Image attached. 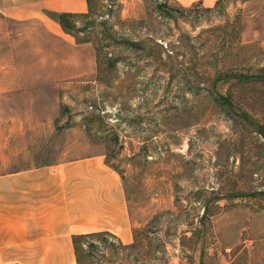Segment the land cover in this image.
Here are the masks:
<instances>
[{"label":"rangeland","instance_id":"374dc122","mask_svg":"<svg viewBox=\"0 0 264 264\" xmlns=\"http://www.w3.org/2000/svg\"><path fill=\"white\" fill-rule=\"evenodd\" d=\"M93 2L83 43L0 15V161L123 174L135 244L83 264H264V0Z\"/></svg>","mask_w":264,"mask_h":264},{"label":"crops","instance_id":"0c3cea01","mask_svg":"<svg viewBox=\"0 0 264 264\" xmlns=\"http://www.w3.org/2000/svg\"><path fill=\"white\" fill-rule=\"evenodd\" d=\"M175 1L212 7L218 0ZM87 10V0H0L2 17L41 19L56 35L64 30L49 12ZM94 231H109L125 245L135 242L123 174L103 152L0 161V264H77L73 235Z\"/></svg>","mask_w":264,"mask_h":264},{"label":"trees","instance_id":"16d2710c","mask_svg":"<svg viewBox=\"0 0 264 264\" xmlns=\"http://www.w3.org/2000/svg\"><path fill=\"white\" fill-rule=\"evenodd\" d=\"M219 1L220 0H218L217 3ZM87 2H88V10L84 13H75V12H49L48 13V15L51 18L56 20L61 25L62 29L66 33H69L72 36L76 37L79 43L90 41L88 38L78 37V32H84L87 30V22L84 23V25L81 27V26H78V19L91 18L95 14V8H96L95 3L93 2V0H87ZM105 236L114 237L123 246H127V247L130 246V245L123 244V242L116 235H114L113 233L109 231H94V232H88V233H82V234H75L73 235V240H74L75 249L77 253V264H83V256L85 253L94 254L96 250H99L102 243L105 242L104 239H101V238ZM90 237L99 238V239L89 242L87 246L83 244V239L90 238ZM134 244L135 242L132 243L131 245H134ZM112 245L116 246L115 243H113Z\"/></svg>","mask_w":264,"mask_h":264}]
</instances>
